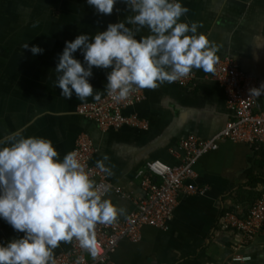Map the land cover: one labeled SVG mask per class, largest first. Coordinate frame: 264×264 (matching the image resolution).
<instances>
[{
  "label": "crops",
  "instance_id": "crops-1",
  "mask_svg": "<svg viewBox=\"0 0 264 264\" xmlns=\"http://www.w3.org/2000/svg\"><path fill=\"white\" fill-rule=\"evenodd\" d=\"M188 12L181 20L199 21L198 32L217 44L218 59L232 57L247 75L264 77V0H181ZM132 13L121 0L111 14L97 12L85 0H0V136L18 128L24 135L48 138L62 157L71 151L76 137L87 134L95 149L90 160L107 154L114 167L109 183L128 197L109 192L111 202L125 209L124 219L143 196L140 177L144 163L160 160L174 166L180 162L177 146L192 134L209 139L219 132L233 113L226 108L222 88L210 72L193 69L192 87L164 82L153 89H141L143 99L124 110L147 122V128L123 126L100 131L98 126L76 114L79 104L95 101L65 99L55 84L54 71L64 42L80 33L94 35ZM142 28L137 35H146ZM26 43L29 47L22 48ZM43 49L33 55L30 47ZM73 57L84 65L79 49ZM109 69L93 66L88 77L93 93L102 98ZM98 100V99H96ZM174 151V153H172ZM248 147L228 140L200 157L193 166L195 178L189 182L205 188L202 195L186 194L178 199L165 231L144 226L138 242L121 240L112 255L115 264H264V236L245 241L220 228L224 212L243 216L250 206L249 175L260 178L264 165ZM257 184L253 191L260 192ZM0 219V243L21 236ZM71 241L60 242L53 258L70 249ZM235 256L247 257L234 261Z\"/></svg>",
  "mask_w": 264,
  "mask_h": 264
},
{
  "label": "clouds",
  "instance_id": "clouds-1",
  "mask_svg": "<svg viewBox=\"0 0 264 264\" xmlns=\"http://www.w3.org/2000/svg\"><path fill=\"white\" fill-rule=\"evenodd\" d=\"M117 0H85L103 14H111ZM132 13L108 23L89 36L80 33L65 41L54 71L55 84L65 99L73 93L80 100L92 96L88 81L93 66L109 69L105 89L115 101L135 89H153L171 83L199 68L213 71L218 46L198 32L199 21L181 20L188 12L181 0H121ZM147 28L146 35H137ZM29 46L24 43L22 48ZM79 49L84 65L73 57ZM35 55L43 51L32 45ZM250 96L264 94V82L248 89ZM18 128L0 136V219L22 235L0 243V264H55L53 250L60 242L75 239L92 256L96 254L95 227L111 224L125 214L90 178L77 151L60 157L52 141L24 135ZM106 176L114 165L107 154L94 164ZM81 257H77L79 264Z\"/></svg>",
  "mask_w": 264,
  "mask_h": 264
},
{
  "label": "built area",
  "instance_id": "built-area-1",
  "mask_svg": "<svg viewBox=\"0 0 264 264\" xmlns=\"http://www.w3.org/2000/svg\"><path fill=\"white\" fill-rule=\"evenodd\" d=\"M213 69L210 76L222 88L226 108L233 113V118L209 139H200L190 134L180 140L177 146V151L181 154L178 165L170 166L160 160L145 161V172L140 177L143 196L136 200L135 209L126 218H117L111 224L96 225L95 256L82 249L78 241L73 239L67 252L54 257L55 264H77V257L82 258L79 264H115L112 255L121 240L138 242L144 226L165 231L179 197L204 193L205 188H198L189 182L195 178L193 166L204 154L216 150L221 141L244 144L253 154L264 153V94L254 97L248 91L264 82V77L255 78L245 74L230 56L217 59ZM194 80L195 74L191 71L188 76L174 82L179 86L192 87ZM142 99L141 89H135L120 101L113 100L106 92L98 100L77 105L75 112L94 122L102 132L123 126L145 130L147 122L135 114H124L125 109ZM72 150L77 151L99 190L103 191L107 184L110 186L107 193L128 197L119 187L111 185L104 173L91 165L95 149L87 134L81 133L76 137ZM219 223L221 229L229 230L245 241L253 240L259 235L264 236V185L245 215L224 212ZM233 260L245 261L248 258L235 256Z\"/></svg>",
  "mask_w": 264,
  "mask_h": 264
},
{
  "label": "trees",
  "instance_id": "trees-1",
  "mask_svg": "<svg viewBox=\"0 0 264 264\" xmlns=\"http://www.w3.org/2000/svg\"><path fill=\"white\" fill-rule=\"evenodd\" d=\"M259 155V161H258V165H264V153L260 152L257 153ZM247 186L250 187L248 195L250 197V205L253 203V201L259 196L260 192H256L253 191V188L257 185V184H261L264 185V175L263 177L261 176L260 178L257 177H252L251 175H249L248 177V181H247ZM250 207V206H249ZM230 212H233L231 209L229 210Z\"/></svg>",
  "mask_w": 264,
  "mask_h": 264
}]
</instances>
